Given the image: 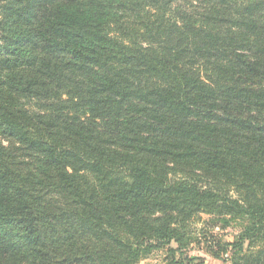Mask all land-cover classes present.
<instances>
[{
	"label": "trees",
	"instance_id": "16d2710c",
	"mask_svg": "<svg viewBox=\"0 0 264 264\" xmlns=\"http://www.w3.org/2000/svg\"><path fill=\"white\" fill-rule=\"evenodd\" d=\"M201 214L264 264V0H0V264H184Z\"/></svg>",
	"mask_w": 264,
	"mask_h": 264
},
{
	"label": "rangeland",
	"instance_id": "374dc122",
	"mask_svg": "<svg viewBox=\"0 0 264 264\" xmlns=\"http://www.w3.org/2000/svg\"><path fill=\"white\" fill-rule=\"evenodd\" d=\"M222 222L219 218L201 214L200 219H195L191 224L195 236L203 242V233L217 234L219 237H223L224 240H230L235 233L231 227L221 228ZM205 242L198 244L197 241L193 242L189 248L185 251L187 260H184V264H230L229 260L214 258L206 247ZM174 245V244H173ZM226 256V255H224ZM166 258L165 251H156L147 258L140 261V264H161Z\"/></svg>",
	"mask_w": 264,
	"mask_h": 264
}]
</instances>
